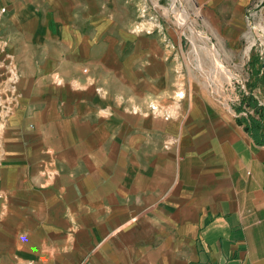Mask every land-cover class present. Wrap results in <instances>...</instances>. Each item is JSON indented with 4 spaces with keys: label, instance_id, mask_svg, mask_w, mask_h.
Instances as JSON below:
<instances>
[{
    "label": "crops",
    "instance_id": "0c3cea01",
    "mask_svg": "<svg viewBox=\"0 0 264 264\" xmlns=\"http://www.w3.org/2000/svg\"><path fill=\"white\" fill-rule=\"evenodd\" d=\"M196 1L228 57L249 44L242 64L255 82L235 100L172 83L165 59L158 70L151 59L140 83L134 58L110 84L92 75L111 69L108 50L90 47L72 80L50 85L67 93L28 100L35 110H22L17 131L0 119V136L18 137L4 151L32 154H0V264H264V138L251 127L264 118L244 101L264 105V45L251 53L246 20L254 0ZM36 10L12 19L40 47L60 23ZM258 18L264 27V8Z\"/></svg>",
    "mask_w": 264,
    "mask_h": 264
},
{
    "label": "rangeland",
    "instance_id": "374dc122",
    "mask_svg": "<svg viewBox=\"0 0 264 264\" xmlns=\"http://www.w3.org/2000/svg\"><path fill=\"white\" fill-rule=\"evenodd\" d=\"M258 2L254 0L246 14V20L250 18L248 29L253 35L257 33L253 32L252 23L261 24L257 25L264 30L258 18L261 12H256L260 11ZM31 5L38 8L39 17L46 16L50 10L58 17L60 30L55 34L59 39H46L40 47L20 39L22 34L12 16ZM205 16L203 6L196 0H0V119L6 118L8 129L17 131L22 110L26 109L30 115L27 119L35 110L28 100L35 97L48 100L60 91L67 93L66 87L61 90L50 85L72 80L76 74L73 70L77 69L75 64L86 66L82 60L93 59L88 51L92 46H103L108 50L100 59L111 68L106 73L92 72L96 80L115 84L121 76L115 68L130 64L134 58L138 59L140 83L152 80V74L147 73V65H152L149 60H155V65L158 60L165 59L172 83L201 81L214 93L236 100L241 84L248 86L249 82H255L256 70L242 64L249 44L244 43L240 56L232 60L227 56L224 44L208 32ZM253 37L251 53L264 45V38ZM82 43L88 49L84 50ZM166 54L168 56L163 58ZM154 68L161 69L162 64ZM125 75L130 79L129 72ZM48 115L47 111L43 118ZM32 128L30 126V130ZM7 130L0 136L2 157L10 153L29 158L32 154L19 153L16 146L13 152L4 151L8 139L12 142L18 139L16 135L7 138Z\"/></svg>",
    "mask_w": 264,
    "mask_h": 264
},
{
    "label": "trees",
    "instance_id": "16d2710c",
    "mask_svg": "<svg viewBox=\"0 0 264 264\" xmlns=\"http://www.w3.org/2000/svg\"><path fill=\"white\" fill-rule=\"evenodd\" d=\"M244 101L250 106H252L255 111L260 115L261 118H264V105H259V103L251 95H245ZM252 129L254 132H261L262 137L264 138V124L262 120L251 118Z\"/></svg>",
    "mask_w": 264,
    "mask_h": 264
},
{
    "label": "built area",
    "instance_id": "2783aa9c",
    "mask_svg": "<svg viewBox=\"0 0 264 264\" xmlns=\"http://www.w3.org/2000/svg\"><path fill=\"white\" fill-rule=\"evenodd\" d=\"M257 7H259L260 8V11H256L257 12V14L259 13V12H262V10H263V8H264V0H259V2H258V4H257ZM250 14H252V13H250ZM248 19V21H249V17H247ZM258 24V23H257ZM255 24V23H252V25H251V28L253 29V32H255V33H257V35L256 34H254V36H258L257 38L258 39H260V38H263V35H264V30H261V27H258V25L260 26L261 24ZM252 31V30H251ZM264 48V47H263ZM261 55H262V57L264 58V49L263 50H261V53H260ZM28 264H35L34 262H29Z\"/></svg>",
    "mask_w": 264,
    "mask_h": 264
},
{
    "label": "water",
    "instance_id": "95a60500",
    "mask_svg": "<svg viewBox=\"0 0 264 264\" xmlns=\"http://www.w3.org/2000/svg\"><path fill=\"white\" fill-rule=\"evenodd\" d=\"M263 67H264V63H263Z\"/></svg>",
    "mask_w": 264,
    "mask_h": 264
}]
</instances>
